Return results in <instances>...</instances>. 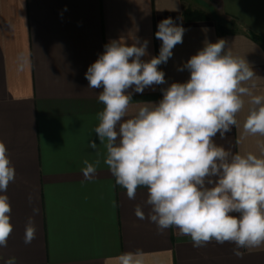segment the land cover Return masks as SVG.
<instances>
[{"label":"crops","instance_id":"0c3cea01","mask_svg":"<svg viewBox=\"0 0 264 264\" xmlns=\"http://www.w3.org/2000/svg\"><path fill=\"white\" fill-rule=\"evenodd\" d=\"M169 17L186 31L159 66L167 83L143 93L129 89L130 111L137 102H158L171 83L186 82L190 73L178 69L205 41L221 38L234 55L246 57L262 78L254 91L264 94V0H0V141L16 170L0 193L9 197L13 225L0 264L12 257L16 264H118V255L137 249L144 264H264V249H240L237 257L232 243L194 248L175 227L158 232L147 219V189L128 199L104 163L106 149L94 132L102 89L89 88L85 73L111 41L147 40L142 59L158 56L162 41L155 33ZM21 53L31 61L22 72ZM246 115L247 105L237 115L240 127L223 139L217 135L215 143L233 153H257L256 142L264 138L243 137ZM93 140L96 149L89 147ZM85 159L100 160L91 181L81 171ZM137 205L143 220L135 215ZM29 217L36 238L25 244Z\"/></svg>","mask_w":264,"mask_h":264},{"label":"clouds","instance_id":"9594fccd","mask_svg":"<svg viewBox=\"0 0 264 264\" xmlns=\"http://www.w3.org/2000/svg\"><path fill=\"white\" fill-rule=\"evenodd\" d=\"M186 29L169 17L158 23L155 33L162 41L159 55H148V41H111L85 73L88 87L102 89L94 132L104 145V163L115 183L134 200L138 188L147 189V216L163 233L175 227L180 235L189 236L194 248L232 243L233 254L264 249V139L257 140V153L241 154L215 143L233 128L240 127L237 115L247 105L243 137L264 138V94H256L257 80L246 57L234 55L229 42L205 41L179 71L190 73L186 82H173L162 88L158 102H137L134 111L132 89L143 93L146 88L167 83L159 68L173 56L176 45L183 43ZM31 65L30 57L21 53L17 70ZM247 98V99H246ZM97 148L95 140L89 143ZM99 155V153H98ZM86 180L95 178L100 160L83 161ZM16 177L15 167L0 141V193H6ZM31 202V197H29ZM115 206V202H113ZM38 213V209H33ZM11 205L0 194V247L8 246L13 231ZM138 219H145L140 205ZM36 238L32 217L25 226L24 243ZM118 264H144V253L123 252ZM5 264H16L9 258Z\"/></svg>","mask_w":264,"mask_h":264},{"label":"trees","instance_id":"16d2710c","mask_svg":"<svg viewBox=\"0 0 264 264\" xmlns=\"http://www.w3.org/2000/svg\"><path fill=\"white\" fill-rule=\"evenodd\" d=\"M187 13H188L187 15H189V16L198 15L195 12H192V11H188ZM222 31L224 32L223 28H222Z\"/></svg>","mask_w":264,"mask_h":264}]
</instances>
